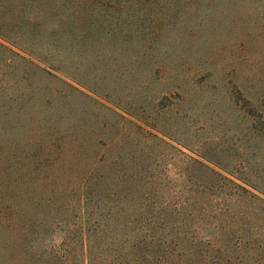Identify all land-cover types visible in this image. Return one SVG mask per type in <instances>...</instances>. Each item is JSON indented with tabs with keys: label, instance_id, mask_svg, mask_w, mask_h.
Masks as SVG:
<instances>
[{
	"label": "trees",
	"instance_id": "1",
	"mask_svg": "<svg viewBox=\"0 0 264 264\" xmlns=\"http://www.w3.org/2000/svg\"><path fill=\"white\" fill-rule=\"evenodd\" d=\"M162 1L0 0V264H264V144L161 163L204 87L161 58Z\"/></svg>",
	"mask_w": 264,
	"mask_h": 264
},
{
	"label": "rangeland",
	"instance_id": "2",
	"mask_svg": "<svg viewBox=\"0 0 264 264\" xmlns=\"http://www.w3.org/2000/svg\"><path fill=\"white\" fill-rule=\"evenodd\" d=\"M158 10L164 13L159 24L163 26L159 48L164 64L171 62L172 76L188 81L193 75L204 86L183 106L187 127L179 132L188 147L165 152L161 163L173 175L175 167L195 158L198 146L207 140L208 152L215 147L236 157L246 151L254 155L264 140L247 141L248 122L243 114L264 118V3L163 0L152 4L148 12ZM140 43L138 35L133 36L129 50H137ZM128 91H121L125 104L132 99Z\"/></svg>",
	"mask_w": 264,
	"mask_h": 264
}]
</instances>
